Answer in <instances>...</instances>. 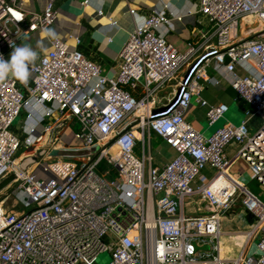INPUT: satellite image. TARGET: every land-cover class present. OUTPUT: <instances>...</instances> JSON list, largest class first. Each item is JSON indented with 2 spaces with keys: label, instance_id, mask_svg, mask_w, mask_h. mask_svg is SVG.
<instances>
[{
  "label": "built area",
  "instance_id": "2783aa9c",
  "mask_svg": "<svg viewBox=\"0 0 264 264\" xmlns=\"http://www.w3.org/2000/svg\"><path fill=\"white\" fill-rule=\"evenodd\" d=\"M55 1L25 13L15 0H0V56L30 32L47 34L57 18ZM198 1L212 26L204 44L190 41L179 51L157 32L172 28L171 18L152 12L130 31L114 74L55 37L26 83L10 76L0 82V180L14 174L8 193L14 204L6 210L0 201V264H94L103 251L110 254L107 264H264V198L229 172L232 160L224 152L228 143L238 144L235 156L264 190V0ZM173 83L179 94L157 110V92ZM222 84L245 105V117L204 135L185 112L194 100L206 108L207 124H215L228 106L207 102L201 92ZM23 111L24 151L43 140L52 118L59 132L51 146L90 151L42 160L38 148L16 160L20 140L12 125ZM255 115L262 123L250 133ZM68 126L80 146L61 142L60 130ZM145 130L176 151L160 167L152 165L151 152H136ZM203 166L214 170L210 178L200 173ZM194 193L203 213L187 215L182 206ZM237 202L252 222L229 257L221 220ZM203 244L209 249H195Z\"/></svg>",
  "mask_w": 264,
  "mask_h": 264
},
{
  "label": "crops",
  "instance_id": "0c3cea01",
  "mask_svg": "<svg viewBox=\"0 0 264 264\" xmlns=\"http://www.w3.org/2000/svg\"><path fill=\"white\" fill-rule=\"evenodd\" d=\"M84 1L87 2L84 3ZM15 2L25 13L40 12L45 4V0H15ZM199 7L198 0H56L57 18L50 28L55 30V37L66 40L70 46L76 47L81 51L87 59L100 65L104 73L111 75L118 70V54L130 31L142 26L145 18L152 12L163 11L167 18H171L173 27L167 30L165 26H161L157 32L165 34L166 38L179 51H186L190 41L204 44L207 36L211 33L212 26L208 18L199 11ZM173 14L179 15L181 18L177 20L172 16ZM113 20L116 21L115 24L111 23ZM245 21L249 22L250 18H244L242 23H245ZM241 30H238L237 38H241ZM71 34L79 37V43H75L73 39L69 38ZM38 44L40 45L39 47L37 46ZM22 45L31 46L37 51L38 58L35 63L51 47L48 34L36 31L24 35L17 41L16 46ZM12 51L13 48L7 51L4 59H9ZM237 71L239 73L243 72L240 68H237ZM184 75L186 76V74H183V77H185ZM28 79H30V76ZM221 86L231 89L236 99L235 91L232 88L226 84ZM177 90L178 87L175 83L159 90L156 94V99L158 98L160 101L156 109L160 110L164 101L177 94ZM205 96H207L206 93H204L203 97L205 98ZM218 103L223 102L218 101L211 104ZM239 107L244 110L245 105L242 104ZM156 109L154 111H157ZM205 111L206 108L204 106H200L193 100L185 112V119L204 135H208L212 129L216 128L214 127L216 123L212 126L207 124ZM24 117L25 112L23 111L15 124L12 125V131L15 134L18 131L23 136V145L26 137L22 130ZM53 121L54 118L45 124L50 126V129L45 133L42 132L41 128H38L35 132L36 134L43 133V140L35 145L37 150L38 146H40L43 153L51 131L54 133L59 132L57 124ZM60 132V140L64 146H80L81 143L73 137L70 126L63 128ZM150 132L149 130L144 131L143 140H139L140 146L138 142L136 152L137 154L142 151L151 152L153 156L152 165L160 167L173 158L176 155V151L163 142L159 136L153 132L151 135ZM154 145H156L155 149L157 152L153 155ZM238 147L239 145L235 142H230L226 145L224 152L232 160L229 172L240 182L245 183L249 178H252L253 172L244 159L235 156ZM22 152L16 155V160H21L23 154H25V151ZM43 158V156L40 157V159ZM200 173L210 178L214 174V170L209 166H203ZM197 183L198 181H195V184ZM201 201L198 193L186 197L182 206L184 213L187 215L203 213ZM245 216L246 212L243 211L237 202L230 209L228 216L221 220L222 234L220 240L226 256L232 257L236 254L238 248L234 243L239 245L244 238L243 230L249 228L251 224ZM243 218L246 219L244 223L248 226L241 229L238 227L237 222L243 223ZM255 239L256 236L249 243L246 249L247 254L255 249Z\"/></svg>",
  "mask_w": 264,
  "mask_h": 264
},
{
  "label": "rangeland",
  "instance_id": "374dc122",
  "mask_svg": "<svg viewBox=\"0 0 264 264\" xmlns=\"http://www.w3.org/2000/svg\"><path fill=\"white\" fill-rule=\"evenodd\" d=\"M209 71L211 72V68H210ZM204 93L207 94V96H205V98L203 97ZM201 97L204 98V99L207 98L211 103L212 102L222 101L223 103H225L228 106V111H226L224 113V115L219 120H217L216 124L214 125V127H216V128L222 126L223 124H225L227 122H230V123H233V124H239L242 121V119H244V117H245V112H244V110H242L239 107L238 102L234 98V94H233V91L231 89L225 88L223 86L216 87V86L208 85L201 92ZM18 118L16 119V121L18 120ZM15 122L13 124H15ZM261 123H262L261 116L255 115L252 118V120L250 121V123L248 124V127L250 129V133H253L254 131H256V129L261 125ZM71 126L75 127L74 124H71ZM150 133L152 135V132H150ZM16 134L18 135L19 140H20V146H19V148H18V150L16 152V155H17L20 152L24 151L25 148H24V145L22 144L23 143V136L18 131H16ZM58 145H61V144H55L54 146H50L49 148H48V146H46V149H45V151L43 153L44 155L42 154V156L44 157L42 160H45V159H47L49 157L51 158V157H56V156L61 155V154H58L56 156L55 155H49V154H51L52 150H55V149L62 150V148L58 147ZM65 146H67V145H65ZM139 146H140V142H139ZM155 146L156 145L153 146V150H152L153 151V155L157 152V150L155 149ZM39 147L40 146H38V148ZM36 148H37L36 146L29 147L24 152L25 156L30 155V154H34V155L38 154L39 150H37ZM253 177L254 176H252V178H249V180H247L245 183L247 184L248 188L251 191H253L254 193L258 194L261 198H264V190L260 187L259 183L255 179H253ZM10 189H11V187H10V183H9L3 189L0 190V201L3 202L2 203V207L4 209H6V210L10 209L11 206L14 204L13 203V198L8 194L10 192ZM244 215H245V213H244ZM242 220H243V223L237 222V225L241 229H244L248 225L244 223L246 221L245 218H243ZM257 241H258V238L255 239V243ZM109 261H110L109 252L108 251H103V252L98 254L94 264H107Z\"/></svg>",
  "mask_w": 264,
  "mask_h": 264
},
{
  "label": "clouds",
  "instance_id": "9594fccd",
  "mask_svg": "<svg viewBox=\"0 0 264 264\" xmlns=\"http://www.w3.org/2000/svg\"><path fill=\"white\" fill-rule=\"evenodd\" d=\"M46 32L50 39L55 38L54 29H46ZM37 58V51L28 45L14 47L9 59L0 56V82L11 76L21 83H26L30 76V65L34 64Z\"/></svg>",
  "mask_w": 264,
  "mask_h": 264
},
{
  "label": "water",
  "instance_id": "95a60500",
  "mask_svg": "<svg viewBox=\"0 0 264 264\" xmlns=\"http://www.w3.org/2000/svg\"><path fill=\"white\" fill-rule=\"evenodd\" d=\"M179 91H180V88H178L177 90V94L176 96L179 94ZM54 135V132H52V135H51V138L50 140L48 141L47 143V146L48 148L50 147V143H51V140H52V137ZM90 150H76V149H66V148H62V150H58V149H55V150H52L51 151V154L49 155H58V154H61L59 155L58 157H75V156H79V155H82V154H85L87 152H89ZM14 179V174H9L8 176L4 177L3 179L0 180V190L3 189L6 185H8L12 180ZM246 219H248V221L252 222V218H251V215L246 212ZM195 249H203V250H208L209 249V245L208 244H203V245H200V246H196Z\"/></svg>",
  "mask_w": 264,
  "mask_h": 264
},
{
  "label": "trees",
  "instance_id": "16d2710c",
  "mask_svg": "<svg viewBox=\"0 0 264 264\" xmlns=\"http://www.w3.org/2000/svg\"><path fill=\"white\" fill-rule=\"evenodd\" d=\"M238 103H239V105H241V106H242V104H243L241 101H238ZM105 167H106V165H105L104 162H101V163L99 164V169H100V170H103Z\"/></svg>",
  "mask_w": 264,
  "mask_h": 264
}]
</instances>
